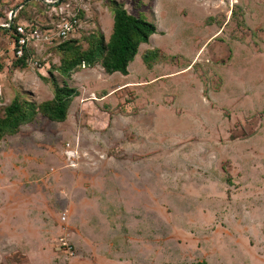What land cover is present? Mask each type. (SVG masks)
I'll use <instances>...</instances> for the list:
<instances>
[{"label":"rangeland","instance_id":"374dc122","mask_svg":"<svg viewBox=\"0 0 264 264\" xmlns=\"http://www.w3.org/2000/svg\"><path fill=\"white\" fill-rule=\"evenodd\" d=\"M117 6L158 29L127 77L60 74V25L86 50ZM56 83L67 119L0 139V264H264V0H0V120Z\"/></svg>","mask_w":264,"mask_h":264},{"label":"trees","instance_id":"16d2710c","mask_svg":"<svg viewBox=\"0 0 264 264\" xmlns=\"http://www.w3.org/2000/svg\"><path fill=\"white\" fill-rule=\"evenodd\" d=\"M79 21L80 19L76 17L71 20L74 26ZM6 23L8 26L2 28L12 32L14 52L17 56V51L20 49V38L25 37L18 29L20 25L26 24L17 23L15 18L13 22L9 20ZM29 26L32 29L38 28L34 25ZM156 33V26L145 17H137L130 14L123 6H117L114 10L113 29L107 43H105L103 34L92 36L88 40V48L84 50L78 41H65L68 38L58 36V38H62L59 40L60 45L58 48L63 53V57L57 71L64 76H70V73L78 68L94 67L97 63H100L109 75L119 72L127 76L129 65L138 54L140 45L147 44ZM29 51V48L23 47V55L21 57L17 56L16 65L18 67H27ZM148 53L143 56V60L148 67H151ZM77 95L78 91L76 89L70 88L68 85L60 87L56 83L54 98L39 106L28 100H22L20 97L14 98L6 109V117L0 120V139L8 133L16 134L22 125L33 121L38 113H42L52 121L64 122L67 119L69 105Z\"/></svg>","mask_w":264,"mask_h":264},{"label":"built area","instance_id":"2783aa9c","mask_svg":"<svg viewBox=\"0 0 264 264\" xmlns=\"http://www.w3.org/2000/svg\"><path fill=\"white\" fill-rule=\"evenodd\" d=\"M77 23V22H76ZM8 26V25H7ZM74 24L71 22H65L60 25V29L58 30V35L60 37H67L69 34L73 32ZM18 31L24 35L25 37L20 38L19 46L20 49L17 51V56L21 57L23 55V47L28 48L29 43L36 37V38H47L43 36V32L39 29H32L29 25H20ZM39 32V33H38ZM39 34V35H38ZM42 35V36H40Z\"/></svg>","mask_w":264,"mask_h":264},{"label":"crops","instance_id":"0c3cea01","mask_svg":"<svg viewBox=\"0 0 264 264\" xmlns=\"http://www.w3.org/2000/svg\"><path fill=\"white\" fill-rule=\"evenodd\" d=\"M157 30H158V29H157ZM154 35H156V34H154ZM154 35L150 38V40H152V39L154 38ZM149 42H150V41H149ZM141 45H142V44H141ZM141 45H140V46H141ZM136 56H137V55H136ZM131 63H132V62H131ZM131 63H130V64H131ZM129 66H130V65H129ZM128 70H129V69H128ZM125 77H127V76H125Z\"/></svg>","mask_w":264,"mask_h":264}]
</instances>
